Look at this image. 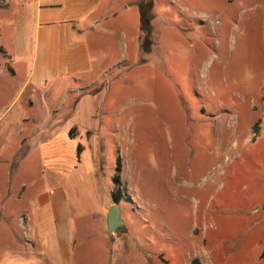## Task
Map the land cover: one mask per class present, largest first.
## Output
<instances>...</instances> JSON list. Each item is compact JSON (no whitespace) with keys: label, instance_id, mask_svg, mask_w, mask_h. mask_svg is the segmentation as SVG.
<instances>
[{"label":"rangeland","instance_id":"rangeland-1","mask_svg":"<svg viewBox=\"0 0 264 264\" xmlns=\"http://www.w3.org/2000/svg\"><path fill=\"white\" fill-rule=\"evenodd\" d=\"M128 1L117 0L114 64L85 95L96 134L80 167L99 174L95 199L74 176L57 262L25 239V217L0 222V264H264V0H150V33ZM30 14L28 0L0 6L11 52ZM7 62L19 61L0 52ZM119 158L131 201L110 234L100 214Z\"/></svg>","mask_w":264,"mask_h":264},{"label":"crops","instance_id":"crops-1","mask_svg":"<svg viewBox=\"0 0 264 264\" xmlns=\"http://www.w3.org/2000/svg\"><path fill=\"white\" fill-rule=\"evenodd\" d=\"M28 3L30 32L17 41L15 52L0 42L3 56L19 61L0 68V77L6 74L0 80V222L21 223L25 217V239L42 243L43 253L57 262L63 253L60 238L69 237L73 229L69 189L74 176L77 187L90 188L89 198L95 199L99 174L91 166L80 167L86 148L83 137L96 134L95 124L85 118L92 113L93 100L84 102L90 94L86 90L114 64L109 45L116 29L117 0ZM141 3L146 2L129 0L124 7ZM2 5L10 6V0H0ZM81 121L86 125L82 129ZM128 171L123 162L121 178L129 187ZM114 203L111 190L100 214L106 223Z\"/></svg>","mask_w":264,"mask_h":264},{"label":"trees","instance_id":"trees-1","mask_svg":"<svg viewBox=\"0 0 264 264\" xmlns=\"http://www.w3.org/2000/svg\"><path fill=\"white\" fill-rule=\"evenodd\" d=\"M140 10H141L142 28L143 30H147L150 33L152 32L151 18L153 16L152 14L153 2L148 0L146 3H141ZM121 173H122V162H121V158H119L117 167H116V173L113 177L115 188L112 192V196H113V200L115 203H119L122 198H125L128 201H131L130 196H126V197L123 196V190L121 188L122 186Z\"/></svg>","mask_w":264,"mask_h":264},{"label":"water","instance_id":"water-1","mask_svg":"<svg viewBox=\"0 0 264 264\" xmlns=\"http://www.w3.org/2000/svg\"><path fill=\"white\" fill-rule=\"evenodd\" d=\"M107 228L110 233H117L125 228V221L118 203H114L108 209Z\"/></svg>","mask_w":264,"mask_h":264}]
</instances>
